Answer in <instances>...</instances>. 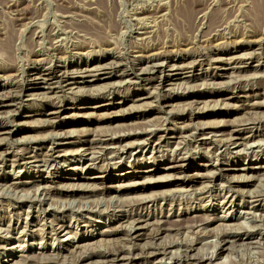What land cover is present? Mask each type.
<instances>
[{"label":"rangeland","instance_id":"1","mask_svg":"<svg viewBox=\"0 0 264 264\" xmlns=\"http://www.w3.org/2000/svg\"><path fill=\"white\" fill-rule=\"evenodd\" d=\"M184 10H192L193 21L190 26L184 22ZM260 43H264V0H0V96H15L11 104L0 101V264L3 261L4 264H47L39 259L40 253L50 255L49 248L52 247L60 252V257L50 264H128L127 261L104 262L113 259V253L119 249H124L123 256L128 258L129 255L125 252L129 248L138 255L132 264H152L150 262L153 260L149 259L148 252L143 250L145 247H164L173 241L191 239L196 244L191 255L210 253L215 237L230 230L236 231L237 238L242 241H260V244H238L237 247L223 244L222 246L228 247V251L216 260L203 264H264V51L259 50ZM151 54L169 59V65L177 63L179 66L194 67L193 70L175 71L165 68L162 75L167 74L172 78L168 85L161 88V95H167L172 88L170 92L173 93L169 95L175 93L173 97L176 100L183 92L194 90L196 86L195 88L204 90L193 91L191 96L204 97L199 100L189 98L187 101L178 99L174 101L178 103L177 107L174 104L166 108L158 106L154 99H148L144 100L148 101L146 106L141 104L140 107V102L136 100L145 98L144 90L154 86V81L150 80L160 76L159 73L139 74V68L146 65L143 63L144 56ZM94 58H104L102 64H111L110 69L98 73L100 80L125 73L129 76V82L122 79L111 80L116 83L112 84L118 86L114 94L106 93L98 98H90L85 93L68 91L70 87L95 82L93 77L81 80V76L89 75L87 73H79V76L82 74L80 77L70 75L66 78H62L59 73L54 78L42 76L41 78L46 79L45 82L35 80L31 83L28 78V71L34 69H41L43 74H47L46 70L50 65L60 68L69 64L82 65ZM91 75L93 74L89 76ZM75 82L81 84L71 85ZM103 82L106 81L99 84L102 85ZM209 84H213L216 89H208ZM43 92L47 95L39 96L38 100L31 96ZM218 93L222 95L214 98ZM238 97L242 98L235 99ZM106 99L115 106L93 109L95 102ZM79 102L84 104L79 105ZM51 104L78 106L58 116H48ZM214 105L215 109L212 108ZM205 111L209 112L208 115H201ZM191 115L196 117L192 121L187 119ZM145 123H148L147 126L155 124L158 127L155 138L145 150L135 149L131 156L125 155V159L119 162L121 166L115 165L117 161L104 159L92 162L89 158L84 161L75 155L83 145L89 146L88 142H92V136L98 132H118L119 129L122 132L126 128L127 133L135 128L145 127ZM243 123L247 124V128L257 138L253 141L255 143L252 142L253 147L249 144L251 149H247L244 144L238 148L230 146L228 149L219 144L223 138L227 140L238 129L237 126ZM56 124L62 125L63 131H60L63 134L54 129ZM182 127L187 133L180 129ZM249 130L239 132L241 138L248 137ZM7 131L11 134H5ZM52 131L54 134H61L55 147L62 154L69 152V156L67 155L64 166H60L63 159H59L50 162L48 170L44 171L40 164L34 163L30 158L45 154L44 147L51 143L48 136ZM69 132L72 134L68 136ZM207 133H212L214 139L207 140L208 142L201 140L203 137L200 135ZM180 136L186 138L182 140ZM159 138H163V143L158 152L155 148ZM133 141L129 137L124 144ZM175 155L177 158L182 155L188 160L184 172L167 169L169 161ZM163 160L165 161L162 162ZM203 164L211 169L219 167L223 171L212 177L207 176L215 171L207 173L202 168ZM227 165L232 166L231 170L227 169ZM70 168L77 170L70 171ZM243 168L249 169L241 171ZM148 169L154 170L151 181L144 178L147 173H133L146 172ZM125 171L133 175L118 177ZM100 175L104 179H98ZM164 175L170 176L166 178ZM198 175L204 177L193 179ZM58 176L80 177V183L90 186L68 189L61 187L63 184L56 183L38 185L41 180L53 179L56 182ZM244 176L249 179L248 182L243 180ZM65 182L69 180L65 179ZM131 182L145 184L134 188L127 186L121 191L114 188ZM12 184L16 186L10 187ZM44 187L46 192L43 191ZM257 195H263V198L254 199ZM34 196H37L38 202L31 205L27 199ZM39 199H43L45 205ZM137 199L149 203L144 209H136L129 214L133 218L149 219L151 225L137 230L130 237L126 232L129 220L124 218L125 212L119 211L121 206L132 204ZM152 201L154 203L150 204ZM244 212L252 213L258 221L251 220L252 215H248L245 216L246 222L245 218L232 222L233 224L229 222L230 217L237 219ZM261 213L263 215L259 216ZM201 214L216 221L194 230L193 233H186L185 231H192L193 228L185 230L182 226H198L203 219ZM193 216L196 218H192ZM177 219L180 221L175 222ZM157 221L164 223L157 225ZM255 224L259 226L255 227ZM58 228L65 231L54 240L51 235L58 232ZM165 228L173 231L164 230ZM109 229H114L112 235L107 238L100 236V233ZM202 231L210 233L211 238L206 242H201L199 238L204 236ZM65 232L69 234L65 235ZM68 237L76 238L74 245L83 240L86 244L90 243V238L108 241L77 250L67 244ZM93 250L107 251L106 259L83 257L94 252ZM10 253L13 256L10 257ZM22 255L38 259L33 262L23 261L19 257Z\"/></svg>","mask_w":264,"mask_h":264},{"label":"bare ground","instance_id":"2","mask_svg":"<svg viewBox=\"0 0 264 264\" xmlns=\"http://www.w3.org/2000/svg\"><path fill=\"white\" fill-rule=\"evenodd\" d=\"M90 3H92L91 1H90ZM90 3H88V4H90ZM92 4H95V3H92ZM92 4H90V7L92 6ZM99 6V5H98ZM89 7V6H88ZM98 9V8H97ZM92 10H93V8H92ZM100 10V9H99ZM96 11V10H95ZM185 11V10H184ZM162 12V11H161ZM257 12V11H256ZM101 14V13H100ZM177 14H178V12H177ZM183 14H185L183 17H184V22H185V24L186 25H188V26H190L191 25V23H192V10H190L189 12L188 11H185ZM182 14V15H183ZM181 15V14H180ZM181 15V16H182ZM179 16V15H178ZM105 17V16H104ZM182 17V18H183ZM29 19V18H28ZM179 20V19H178ZM102 21V20H101ZM257 22V21H256ZM92 23H94V22H92ZM100 23V22H99ZM103 23V22H102ZM84 24H85V22H84ZM111 24V23H110ZM203 24V23H202ZM80 25H82V24H80ZM86 25V24H85ZM99 25V24H98ZM101 25V24H100ZM94 26H95V24H94ZM95 27H97V26H95ZM105 27V26H104ZM112 27V26H111ZM80 28V27H79ZM98 28V27H97ZM81 29V28H80ZM88 30V29H87ZM102 31V30H101ZM86 32V31H85ZM96 32V31H95ZM98 32V31H97ZM94 34V33H93ZM143 35V34H142ZM92 36V35H91ZM9 37H7V41L9 40L8 39ZM103 39V38H102ZM108 39V38H107ZM111 40V39H110ZM5 42H6V40H5ZM108 42V41H107ZM106 42V43H107ZM117 42V41H116ZM6 43H8V42H6ZM5 43V44H6ZM10 43V42H9ZM12 44V43H11ZM260 45V48H259V50L260 51H264V43H260L259 44ZM7 46H8V44H7ZM10 46V45H9ZM132 48V47H131ZM8 50V49H7ZM10 51V50H9ZM6 52V51H5ZM4 53V52H3ZM200 55V54H199ZM200 57V56H199ZM198 58V57H197ZM243 58V57H242ZM102 59H104V58H94L93 60H89L87 63H83L82 65H72V64H69V65H65V66H63L62 68H60V66H48V68H47V74L46 73H42L41 71V69H34V70H31V71H28V73H29V76H28V78L30 79V82L32 83V82H34L35 80H43V82H45L46 81V79L44 78H41L42 76H47V77H51V78H54V77H56V73H59V74H61V77L62 78H66V77H69L70 75H73L74 77H78L79 76V73H87V74H93V75H91V76H81V80H84L86 77H93V78H95V82H92V84H90V85H88L87 83L88 82H85V84L83 85V86H76V88H74V87H70V88H68V91L69 92H73V91H77L78 93H85V94H87V96L88 97H90V98H98L101 94H106V93H108L109 95H112V94H114L113 92L116 90V88L118 87V86H115L114 84H112L113 82L115 83V81H111V80H116V81H118V80H120V79H122V80H125V82H129V76H128V74H125V73H122L121 75H119V76H113L112 75V73L110 72L109 74H111L112 75V77H110V78H108V79H103V80H100L99 78H98V73H100V72H102V71H105V70H108V69H110V67H111V64L109 65V64H102V62L101 61H103ZM144 59H145V61L143 62V63H145L146 65L144 66V67H142L141 66V68H139V74H147V73H151V74H155V73H159L160 74V76L159 77H156V78H154V79H152V80H150V81H154V86L152 87V88H150V89H146V90H144L146 93H144V95L143 96H145V98H141V100L139 99V100H136V101H138V102H140V104H139V106L142 104V105H145L148 101H144V100H150V99H154V101L155 102H157L158 103V106H164L165 108L166 107H171V106H174V104H175V106H176V104H178V103H175L174 101H177L178 99H180V100H184V101H187V99H189V98H196L197 100H199L200 98H202V97H204V96H201V97H199V96H191V94L192 93H194L193 91H200V90H204V89H201V88H199V89H197V88H195L194 87V90H187V92H183L182 94H181V97L180 98H176V100H174V98L175 97H173L174 96V94H171V95H169L170 93H173V92H170V90L172 89H170V90H168V94L167 95H161L160 94V92H161V88H163V87H165L166 85H168V82L169 81H171V78H172V76H170V75H162L163 74V72H164V69L165 68H167V67H169L170 69V71H175V70H185V69H191V70H193L194 69V67L193 66H189L188 67V65H186V66H179V65H177V63H172V64H168L169 63V59H161V58H159L158 56H156V54H151V55H149V56H144ZM219 60H222V59H219ZM198 61V60H197ZM216 61H218V60H216ZM58 62V61H57ZM141 62V61H140ZM139 62V63H140ZM220 62H222V61H220ZM194 63V62H193ZM215 63V62H214ZM136 64V63H135ZM142 64V63H141ZM221 64V63H220ZM140 66V65H139ZM46 74V75H45ZM97 74V75H96ZM85 75V74H84ZM79 76V77H80ZM110 76V75H109ZM27 78V79H28ZM41 78V79H40ZM7 79V78H6ZM72 79H74V78H72ZM118 79V80H117ZM75 80V79H74ZM210 81H212V79H209ZM60 81V80H59ZM101 81H106V82H103V84L102 85H100L99 84V82H101ZM147 81H149V80H147ZM207 81V80H206ZM123 83V82H122ZM81 83H73V84H71V85H80ZM116 84V83H115ZM118 84V83H117ZM120 84V83H119ZM221 84V83H220ZM231 84V83H230ZM121 85V84H120ZM119 85V86H120ZM198 85V84H197ZM227 85H228V82H227ZM176 86H177V84H176ZM219 86H221V85H219ZM219 86H217V88L219 87ZM60 87V86H59ZM101 87H103V88H101ZM189 87V86H188ZM203 87H205V86H203ZM87 88V89H86ZM221 88V87H220ZM47 89H50V88H47ZM52 89V88H51ZM86 89V90H85ZM175 89V88H174ZM205 89H207V88H205ZM208 89H210V90H215L216 89V87L213 85V84H209L208 85ZM3 90H4V88H3ZM118 90V89H117ZM176 91H178L177 89H176ZM77 93V94H78ZM241 94V92H238V94ZM1 94V93H0ZM17 94V93H16ZM232 94H233V92H232ZM6 95V94H5ZM41 95H47V93H39V94H32L31 96L32 97H37V100H38V98H39V96L41 97ZM83 95V94H82ZM209 95V94H208ZM211 95V94H210ZM219 95H222V94H219L218 93V95H216V96H214V98L215 97H218ZM18 96V95H17ZM80 96V95H79ZM85 96V95H84ZM103 96V95H102ZM1 97H3V96H0V101L2 102V103H9V104H11V103H13L14 102V100L13 99H15L14 97L15 96H13V94H8V95H6V96H4L3 98H1ZM178 97V96H177ZM206 97H208V96H206ZM210 97H212V95L210 96ZM233 97V96H232ZM108 98V97H107ZM239 98H242V97H238V98H235V99H239ZM228 99H230V97L228 98ZM48 100V99H47ZM142 101H144L143 103H142ZM220 101V100H219ZM223 101V100H222ZM0 102V103H1ZM214 102V104L216 103L217 104V102H218V99H217V102H215V101H213ZM50 103V102H49ZM60 103V102H59ZM124 103H125V101H124ZM183 103H185V102H183ZM187 103H191V102H186L185 104H187ZM193 103H199V101H193ZM209 103V102H208ZM225 103V102H224ZM84 104V102H79V105H83ZM95 107L93 108V109H100V108H102V107H108V108H112V107H114L115 105L114 104H112L111 103V101H108V99H106L105 101H101V102H95ZM262 104V103H261ZM52 105V104H51ZM117 105V104H116ZM194 105V104H193ZM227 105V104H226ZM77 106H78V104H76V105H74V104H72L71 105V107H69L67 104H64V105H60V106H54V105H52V107L50 108V111H49V113L47 114L48 116H50V115H55V116H58L60 113H62V112H65V111H67V110H69V109H71V108H74V109H76L77 108ZM146 106V105H145ZM178 106H180V104L178 105ZM182 106V105H181ZM185 106V105H184ZM205 107L204 108H206V104L204 105ZM208 106V105H207ZM224 106H225V104H224ZM41 107V106H40ZM133 107V106H132ZM136 107V106H135ZM141 107V106H140ZM177 107V106H176ZM212 107V106H211ZM214 107H216V105H214L212 108H214ZM250 107V106H249ZM134 108V107H133ZM132 108V109H133ZM190 108H192V107H190ZM194 108V107H193ZM139 109V108H138ZM141 109V108H140ZM185 109V108H184ZM202 109V108H201ZM210 109V108H209ZM215 109V108H214ZM226 109H227V107H226ZM145 110V109H144ZM198 110V109H197ZM199 110H200V108H199ZM206 110V109H205ZM145 111H149V109H147V110H145ZM201 111V110H200ZM202 111H204V110H202ZM213 111V110H212ZM194 113V112H193ZM208 111H205V112H203V113H201V115H208ZM197 114H198V112H197ZM199 114H200V112H199ZM45 115V114H44ZM28 117H31V116H28ZM194 118H196L195 116H192L191 115V117L190 118H188L187 117V119H189L190 121H192V120H194ZM48 121V120H47ZM153 121H155V120H153ZM153 121H151V122H153ZM166 121V120H165ZM225 121H227V120H225ZM225 121H223V122H225ZM43 122V121H42ZM144 122H146V121H144ZM150 122V121H149ZM148 122V123H149ZM223 122H221V125H223ZM142 123V122H141ZM148 123H145L146 124V126L145 127H142V128H139L138 126V129H136L135 128V130H131L129 133L127 132V133H125V131H126V128H125V131L123 130L122 132H120V129H119V131L118 132H109V131H106V132H104V133H99L98 132V134H95V136H92L93 138H94V140L91 142V141H89L88 139H86V140H88L89 142H88V144H89V146H87L86 144L85 145H83L82 146V148H80L79 150H77V152H75V155H77V157L78 158H80V160H84V159H86V158H89L90 159V161H92V160H99V161H103L104 159H106V160H108V161H117L118 163H115V165H118V166H121V165H119L120 163V161L122 160V159H125L124 158V156L125 155H128V156H131V152L132 151H134L135 149L137 150V149H139V151H140V149H143V150H145L146 149V147H148L149 145H150V143L152 142L151 140L153 139V138H155V136H156V131H157V129H156V125L154 124V126L153 125H149V126H147V124ZM217 124H218V122H216ZM245 123V122H244ZM239 124V126H237V130H234L232 133H231V135H230V137L227 139V140H224V138H223V140L222 141H220V143L219 144H221V145H223L224 147H226V149H228V147H230V146H233L234 148H238V147H240L241 145H243L244 144V146L246 145L247 146V149H251L250 147L252 146L253 147V145L254 144H252V142L253 141H255V139H257L255 136H254V134H252L251 133V131L249 130L250 128H247V124ZM55 124V123H54ZM140 124V123H139ZM144 124V125H145ZM151 124V123H150ZM225 124V123H224ZM143 125V124H142ZM165 125V124H164ZM128 126V125H127ZM134 126V125H133ZM163 126V125H162ZM205 125H203V127H204ZM208 126V125H207ZM210 126H212V125H210ZM235 126V125H234ZM53 127V126H52ZM165 127V126H164ZM187 127V126H186ZM185 127V128H186ZM190 127V126H189ZM51 128V127H50ZM62 125H55L54 126V129L56 130H58L60 133H61V131H63L62 130ZM124 128V127H123ZM129 128V127H128ZM158 128V127H157ZM52 129V128H51ZM118 129V128H117ZM130 129H133V128H130ZM129 129V130H130ZM164 129V131H165V128H163ZM181 130H184V133H187L186 131H185V129L182 127V128H180ZM197 129V128H196ZM199 129V128H198ZM236 129V128H235ZM61 130V131H60ZM113 130V129H112ZM112 130H110V131H112ZM170 130V129H169ZM209 130V129H208ZM245 130H249L250 132H249V134H248V137H246V138H241V136H240V134H239V132H241V131H245ZM163 131V132H164ZM189 131V130H188ZM199 131H201V129L199 130ZM83 132V131H82ZM89 132V131H88ZM180 132V131H179ZM220 132V131H219ZM2 133H3V131H2ZM56 133V132H55ZM66 133V132H65ZM70 133L71 132H69L67 135L69 136L70 135ZM95 133V132H94ZM172 133V132H171ZM189 133V132H188ZM202 133V132H201ZM5 134H7V135H10L11 134V132H9V131H7V132H5ZM61 134H63V133H61ZM61 134H54L53 133V131H52V133H51V135L50 136H48V141L49 142H51L50 144H49V146H46V147H44V151H45V154H43V156H38V157H33V158H30L31 160H33V162L34 163H38V164H40L39 166L40 167H42L43 169H44V171L45 170H48V166H50L51 164H49L50 162H56V161H59V159H63L62 160V164L60 165V166H64V163H66V157H67V155H68V153L69 152H64V154H62L63 152L62 151H60L59 149H58V147H55V145L59 142L57 139H58V136L60 135L61 136ZM72 134V133H71ZM175 134V133H174ZM180 135L182 134V133H179ZM192 134V133H191ZM191 134L190 135H188V136H191ZM3 135V134H2ZM67 135L65 136L64 135V137H67ZM63 136V135H62ZM185 136H187V135H185ZM185 136H180V139H182V140H184L186 137ZM197 136V135H196ZM200 136H202L201 138V140H203V141H210L212 138H213V134L212 133H207V134H201ZM240 136V137H239ZM257 136V135H256ZM129 137H132L133 138V142H131V143H128V144H124V141H125V139H127V138H129ZM162 137V136H161ZM264 137V136H263ZM43 138V137H42ZM62 138V137H61ZM78 138V137H77ZM81 138V137H80ZM200 138V137H199ZM40 139V138H39ZM90 139V138H89ZM171 139H172V137H171ZM177 139V138H176ZM188 139V138H187ZM214 139V138H213ZM226 139V138H225ZM47 139H45V141H46ZM42 141V140H41ZM61 141V140H60ZM83 141V140H82ZM129 141V140H128ZM207 141V142H208ZM219 141V140H218ZM79 142V141H78ZM84 142H86V141H84ZM178 142V141H177ZM212 142V141H211ZM258 142V141H257ZM161 143H163V138H159L158 140H157V146H156V148H155V150H158V152H159V149H160V144ZM252 145H251V144ZM253 143H255V142H253ZM263 143V142H262ZM206 144V143H205ZM251 146H250V145ZM71 145H72V143H71ZM217 145V144H216ZM181 146V145H180ZM220 146V145H219ZM243 146V147H244ZM264 146V145H263ZM165 147H166V145H165ZM177 147V146H176ZM222 147V146H221ZM223 147V148H224ZM262 147V146H261ZM178 148V147H177ZM219 148V147H218ZM241 149V148H240ZM245 149V148H244ZM257 149V148H256ZM176 150V149H175ZM206 150V149H205ZM258 150V149H257ZM66 151V150H65ZM171 151H172V149H171ZM170 151V152H171ZM244 151V150H243ZM255 151V150H254ZM42 152V151H41ZM153 152V151H152ZM175 152H177V151H175ZM44 153V152H43ZM154 153V152H153ZM156 153H157V151H156ZM173 153H174V151H173ZM179 153V152H178ZM263 153V152H262ZM42 154V153H41ZM150 154H152V153H150ZM172 154V153H171ZM177 154V153H176ZM207 154V153H206ZM214 154V153H213ZM216 154V153H215ZM133 155V154H132ZM35 156V155H34ZM37 156V155H36ZM69 156V155H68ZM127 156V157H128ZM169 156V155H168ZM171 156V155H170ZM209 156V155H208ZM208 156H206V157H208ZM41 157V158H40ZM180 157V156H179ZM21 158V157H20ZM128 158H130V157H128ZM211 158V157H210ZM88 159V160H89ZM215 159V158H214ZM26 160V159H25ZM28 160V159H27ZM154 161L156 160L155 158L153 159ZM85 161V160H84ZM165 160H163L162 162H164ZM188 160L187 159H185V158H183L182 157V155H181V157L180 158H177V155H175L173 158H172V160L171 161H169V164H168V168L167 169H171V170H179V171H181V172H184V169H185V164H186V162H187ZM93 162V161H92ZM217 162V161H216ZM224 162V161H223ZM85 163V162H84ZM91 163V162H90ZM96 163V162H95ZM106 163V162H105ZM110 163H112V162H110ZM218 163V162H217ZM222 163V162H221ZM27 164H28V162H27ZM30 164V163H29ZM28 164V165H29ZM57 164V163H56ZM88 164V163H87ZM94 164V163H93ZM102 164H103V162H102ZM101 164V165H102ZM225 164V163H224ZM27 165V166H28ZM32 165V164H31ZM55 165V164H54ZM100 165V166H101ZM106 165V164H105ZM204 165V164H203ZM213 165V164H212ZM215 165V164H214ZM53 166V165H52ZM89 166V165H88ZM92 166V165H91ZM228 166V170H231V165H227ZM72 167V166H71ZM76 167V166H75ZM78 167V166H77ZM83 167V166H82ZM90 167V166H89ZM102 167V166H101ZM105 167V166H104ZM112 167H113V165H112ZM167 167V166H166ZM27 168V167H26ZM55 168V167H54ZM110 168V167H109ZM117 168V167H116ZM202 168L204 169V170H207V173L210 171V170H213V171H215V173H213V172H210L207 176H210V177H212V176H214L215 174H217V172H219V171H223V169H221V168H219V167H216V166H214V168H212L211 169V167H209V166H207V165H204V166H202ZM210 168V169H209ZM82 169V168H81ZM97 169V168H96ZM100 169V168H99ZM106 169V168H105ZM249 169V168H248ZM247 168H243V169H241V171H246V170H248ZM251 169V168H250ZM263 169V168H262ZM42 170V169H41ZM75 170H77L76 168H70V171H75ZM104 170V169H103ZM43 171V170H42ZM100 171H101V169H100ZM154 170L153 169H148V171H146V172H137V171H134L133 173L134 174H137V173H147V177H144V178H147V181H151V177L153 176V172ZM225 171V170H224ZM237 171V170H236ZM57 172V171H56ZM45 173V172H44ZM133 173L131 174V173H129L128 171H125V172H123V173H121L120 174V176H118V177H120V178H127L128 176H130V175H133ZM54 174V173H53ZM103 176V175H102ZM101 175H100V177H98V179H104V177H102ZM164 176H166V178L167 177H169L170 175H164ZM163 176V177H164ZM49 177V176H48ZM59 177V176H58ZM56 177L57 179H59V180H57L56 179V182H54V180L53 179H51V180H41L40 181V183H38V185H45V184H50V185H52L53 183H56V184H63L61 187H67L68 189H70V188H74V189H81V188H88L90 185H87V184H84V183H80V180L82 179V178H80V177H73V178H62V177ZM202 177H204L203 175H198V176H196V177H193V179H197V178H202ZM240 177V176H239ZM242 178H243V176H241ZM245 177V176H244ZM234 178V177H233ZM246 178V179H245ZM243 180L244 181H246V182H248L249 181V179H247V177H245ZM61 179L62 180H64V181H61ZM65 179H68L69 180V182H65ZM169 179V178H168ZM86 180H89V178H86ZM243 180H239L240 182L241 181H243ZM121 181V180H120ZM261 181V180H260ZM37 182V181H36ZM235 182V181H234ZM258 182V181H257ZM80 183V184H79ZM145 183H139V182H136V183H133V182H131L130 184H127V185H125V186H117V187H114V188H116V189H118L119 191H121L122 190V188H124V187H129V188H134V187H136L137 185L138 186H141V185H144ZM260 184V183H259ZM11 185V184H10ZM16 185L15 184H12V186H10V187H15ZM33 186V185H32ZM264 186V185H263ZM35 187V186H34ZM39 187V186H38ZM38 187L36 188V190H38ZM56 188V187H55ZM65 188H63V189H65ZM98 188V187H97ZM9 189V188H8ZM34 189V188H33ZM17 190V189H16ZM32 190V189H31ZM35 190V189H34ZM35 190V191H36ZM42 190V189H41ZM102 190V189H101ZM130 190V189H129ZM205 190V189H204ZM43 191H45L46 192V190H45V187H44V190ZM65 191H66V189H65ZM28 192V191H27ZM59 192H61V191H59ZM206 192V191H205ZM36 193V192H35ZM44 193V192H43ZM48 193V192H47ZM69 193V192H68ZM73 193H74V191H73ZM46 194V193H45ZM71 194V193H70ZM252 194V193H251ZM256 194H257V192H256ZM35 195V194H34ZM43 195V194H42ZM162 195V194H161ZM171 195V194H170ZM228 195V194H227ZM23 196V195H22ZM41 196V195H40ZM48 196V195H47ZM46 196V197H47ZM247 196V195H246ZM245 196V197H246ZM249 196V195H248ZM251 196V195H250ZM249 196V197H250ZM254 196H255V194H254ZM37 197V196H36ZM36 197L34 196V198H30V199H27V202H29L31 205H36V203L38 202L37 200H36ZM240 197V196H239ZM252 197V196H251ZM41 198V197H40ZM45 198V197H44ZM148 198V197H147ZM153 198V197H152ZM170 198V197H169ZM255 198H263V195H257L256 197H254V199ZM45 199H47V198H45ZM165 199H166V197H165ZM40 200H43V199H39V201ZM50 200V199H49ZM139 200V201H138ZM141 200H144V198H142ZM154 200V199H153ZM51 201V200H50ZM85 201V200H84ZM163 201V200H162ZM263 201V200H262ZM45 201L43 200V201H41V203H44ZM168 202V201H167ZM40 203V202H39ZM85 203V202H84ZM147 203H149V202H147ZM147 203L146 202H144V201H140V199H137V201L136 202H134V203H132V204H129V205H125V206H121V210L119 211V212H121V213H123V212H125L124 214H125V216H124V218L125 219H127V221H128V224H127V227H126V232L128 233V236H132L133 234H136V231L137 230H139V229H143V228H145L146 226H149V225H151L149 222H148V220H143L141 217H136V218H133L129 213H132L131 211H133V210H139V209H144V207H146L147 206ZM152 203H154V201H152V202H150V204H152ZM177 203V202H176ZM97 203H95V205H96ZM171 204V203H170ZM249 204V203H248ZM43 205V204H42ZM44 205H45V203H44ZM49 205V204H48ZM51 205H52V203H51ZM63 205V204H62ZM94 205V206H95ZM50 206V205H49ZM93 206V207H94ZM113 206V205H112ZM117 206V205H116ZM149 206V205H148ZM153 206V205H152ZM51 207V206H50ZM61 207V206H60ZM66 206L64 205V207L63 208H65ZM81 207V206H80ZM29 208V207H28ZM100 208V207H99ZM255 208V207H254ZM31 209V208H30ZM30 209H28V210H30ZM91 209V208H90ZM94 209H95V207H94ZM114 209V208H113ZM116 209V208H115ZM27 210V211H28ZM78 210V209H77ZM85 210V209H84ZM93 210V209H92ZM118 210V209H117ZM249 210V209H248ZM247 210V211H248ZM97 211V210H96ZM245 211V210H244ZM89 212V211H88ZM117 212V211H116ZM253 212V211H252ZM92 213V212H91ZM240 213H242V212H240ZM30 214V213H29ZM128 214V215H127ZM95 215H97V214H95ZM130 215V216H129ZM202 215V214H201ZM248 215H252V213H250V212H244L243 213V216H240L239 215V217L236 219V218H234L233 219V217H230L229 218V222H235L236 223V221H238V220H241V219H244L245 218V216H248ZM261 215H263L262 213L259 215V216H261ZM30 216V215H29ZM28 216V217H29ZM113 216V215H112ZM203 217V219H201V223L197 226L196 224L195 225H188V224H185V225H183L182 226V229H185V230H191L190 228H193L192 229V231H185L186 233H193L194 232V230H196V229H200V227H203L204 225H206V226H208V225H210V223L211 222H215L216 220L214 219H210L209 217H207L206 215L204 216V215H202ZM27 217V218H28ZM33 217V216H32ZM253 219H251V220H256V219H254V217L255 216H251ZM192 218H196V216H193ZM198 218H199V216H198ZM200 218H201V216H200ZM224 218V217H223ZM28 220V219H27ZM248 220V219H247ZM180 220L179 219H177L175 222H179ZM244 220H242V222H243ZM256 221H258V220H256ZM255 221V222H256ZM26 222V221H25ZM158 223H157V225L158 224H163L164 222H162V221H157ZM195 222V221H194ZM194 222H192V223H194ZM198 222V221H197ZM196 222V223H197ZM220 222V221H219ZM227 222V221H226ZM245 222H246V218H245ZM254 222V223H255ZM253 223V224H254ZM257 223H260V222H257ZM233 224V223H232ZM246 224V223H245ZM251 225V224H250ZM250 225H247V226H250ZM258 226H259V224H257ZM256 224H255V227L257 226ZM55 226V225H54ZM168 226V225H167ZM237 226V225H236ZM244 226V225H243ZM23 227V226H22ZM32 227H35V226H32ZM155 227V226H154ZM171 227V226H170ZM205 227V226H204ZM238 227V226H237ZM245 227V226H244ZM161 228V227H160ZM175 228V227H174ZM250 228V227H249ZM59 230H58V232L56 231V232H54L53 233V235H51L52 236V238L54 237V240H56V239H58V237L62 234V233H64L63 231H65V230H62V228H58ZM225 229V228H224ZM230 229V228H229ZM255 229V228H254ZM164 230H172L171 228H165ZM243 230H245V229H243ZM252 230V229H251ZM262 230V229H261ZM38 231V230H37ZM173 231V230H172ZM32 232V231H31ZM114 232V229L113 230H111V229H109V230H107V231H104V232H102V233H100V236H104V237H106L107 238V236H110V234L112 235V233ZM158 232V231H157ZM202 232H204V231H202ZM238 232V231H237ZM198 233V232H197ZM244 233H246V232H244ZM66 234H69L68 232H65V235ZM184 234V233H183ZM196 234V233H195ZM210 233H208V232H204V236H203V238L202 237H199L200 238V240H201V242H203L204 240H205V242H206V240H208V239H210L211 238V236L209 235ZM50 235V234H49ZM188 235V234H187ZM193 235V234H192ZM201 235V234H200ZM199 235V236H200ZM39 236V235H38ZM220 236V235H219ZM238 237V234L236 233V231L235 232H233V231H229V232H226V233H224V234H222L220 237H215L216 238V240H215V243L212 245L213 246V250H212V252H210V253H202V254H198V255H191V252L193 251V248H194V246L196 245L195 244V241H191V239H190V241H191V243H189L187 240H182V241H179L178 239V241H173V242H171L169 245H167V246H164V247H161V245L158 247H154V246H152L153 248H143V250H144V252H148L147 254L149 255L148 257H149V259H152L153 261H151L150 263H152V264H165V262H169V263H172V264H203V263H205V262H207V263H209V262H211V261H214V260H216L219 256H221V255H223V253L225 252V251H228V247H237V245L238 244H245V245H248V246H255V245H258V244H260V241H242L241 240V238H237ZM128 237H126V239H127ZM214 238V237H213ZM76 238L74 237V239L72 238V237H68V242H67V244H70L73 248H75V249H77V250H81V249H86L87 247H90V246H93V245H97L98 243H102V242H107L108 240H104L103 241V238L102 239H98V240H92L91 238H90V243H85L84 242V240L81 242V241H79V242H81V243H78V244H76V245H74L73 244V242H74V240H75ZM174 239V238H173ZM176 240V239H175ZM86 241V240H85ZM127 241V240H126ZM200 242V243H201ZM264 242V241H263ZM200 243H198V244H200ZM228 243V247H225V246H222L223 244H227ZM128 244V243H127ZM52 245H54V242L52 243ZM155 245V244H154ZM204 245H206V244H204ZM263 245V244H262ZM132 247V246H131ZM129 248V247H128ZM133 248V247H132ZM50 249V250H49ZM48 250L50 251L49 252V254L50 255H47L45 252L44 253H40V258L39 259H41V260H43V261H46L47 262V264H50L52 261H55V260H57L59 257H60V252H56L54 249H53V247L52 248H49ZM96 249H97V247H96ZM134 249H135V247H134ZM112 250V249H111ZM124 250V249H123ZM123 250L122 251H120V249H119V251H115L114 253H113V256H112V258L113 259H111V260H105L106 259V257H107V251L105 252V251H95V250H93L94 252H92V253H90V254H88V256H83L84 258H98V257H102L104 260H105V262L104 263H108V262H117V261H127L128 262V264H132L133 262V260H135V258H136V256H138L137 254L135 255L134 253V251H133V249L131 250V248H129V249H127L126 250V254H128L129 255V257L128 258H126L125 256H123V254H124V252H123ZM138 250V249H137ZM233 250H234V248H233ZM232 249L230 250L231 252L233 251ZM9 251H12V250H9ZM110 252V251H109ZM88 253V252H87ZM133 254V257H130L131 255ZM141 254H143V253H141ZM230 254V253H229ZM11 256H13V254H11L10 253V257ZM127 256V255H126ZM23 261H27V260H31L32 262L34 261V260H36V259H38V258H29L27 255L26 256H24V255H22V256H19ZM81 257V256H80ZM83 257H81V258H83ZM62 258V257H61ZM78 261V260H77ZM79 261H81V260H79ZM103 261V260H102ZM130 262V263H129ZM147 262V261H146ZM5 263V261H3L1 264H4ZM148 263V262H147ZM211 264V263H210Z\"/></svg>","mask_w":264,"mask_h":264}]
</instances>
